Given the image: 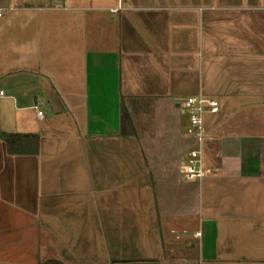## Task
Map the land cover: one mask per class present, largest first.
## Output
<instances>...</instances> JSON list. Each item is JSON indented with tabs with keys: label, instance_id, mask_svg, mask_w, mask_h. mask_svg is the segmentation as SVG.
<instances>
[{
	"label": "crops",
	"instance_id": "crops-1",
	"mask_svg": "<svg viewBox=\"0 0 264 264\" xmlns=\"http://www.w3.org/2000/svg\"><path fill=\"white\" fill-rule=\"evenodd\" d=\"M0 12V264H264V0ZM200 93L219 106L212 173L187 181L180 105ZM4 133L38 135L39 152L11 153Z\"/></svg>",
	"mask_w": 264,
	"mask_h": 264
},
{
	"label": "built area",
	"instance_id": "built-area-1",
	"mask_svg": "<svg viewBox=\"0 0 264 264\" xmlns=\"http://www.w3.org/2000/svg\"><path fill=\"white\" fill-rule=\"evenodd\" d=\"M0 16H2V12H0ZM3 94L4 91H0V95ZM180 106L189 115L192 134L196 141V146L181 161V175L187 181L202 180L212 173L210 168L204 164L205 115L208 111L217 112L219 110L218 102L216 99L200 93L186 97ZM38 116L43 119L44 111L39 109Z\"/></svg>",
	"mask_w": 264,
	"mask_h": 264
},
{
	"label": "trees",
	"instance_id": "trees-1",
	"mask_svg": "<svg viewBox=\"0 0 264 264\" xmlns=\"http://www.w3.org/2000/svg\"><path fill=\"white\" fill-rule=\"evenodd\" d=\"M124 107V106H123ZM122 118L124 120V124H128L130 122V116L128 111L123 108ZM4 141L6 142L8 149L11 153H19V154H37L40 148V137L36 134L24 135V134H16V133H4L2 134ZM41 264H66L61 260H47ZM128 264V263H122Z\"/></svg>",
	"mask_w": 264,
	"mask_h": 264
},
{
	"label": "rangeland",
	"instance_id": "rangeland-1",
	"mask_svg": "<svg viewBox=\"0 0 264 264\" xmlns=\"http://www.w3.org/2000/svg\"><path fill=\"white\" fill-rule=\"evenodd\" d=\"M185 114H186V113H185ZM183 117L186 118L187 116H186V115H183ZM193 138H194V136H193ZM194 139H195V138H194ZM195 142H196V141H195ZM204 148H205V146H204Z\"/></svg>",
	"mask_w": 264,
	"mask_h": 264
}]
</instances>
